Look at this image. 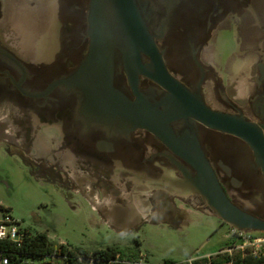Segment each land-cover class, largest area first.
<instances>
[{
  "label": "flooded vegetation",
  "instance_id": "obj_1",
  "mask_svg": "<svg viewBox=\"0 0 264 264\" xmlns=\"http://www.w3.org/2000/svg\"><path fill=\"white\" fill-rule=\"evenodd\" d=\"M137 1L154 45L174 78L191 93L200 94L210 108L263 123L264 0ZM39 3L33 5L40 10L43 6L46 20L58 18L63 30L57 37L49 27L40 30L34 52L21 54L5 35L8 0H0V109H11L0 122L16 127L22 162L35 180L66 189L78 186L72 177L76 174L81 188L125 189L126 201L116 193L113 206H131L137 222V208L130 200L145 198L153 189L162 193L169 184L183 187L182 169L193 171L151 131L105 115L86 92L71 83L90 54L92 0ZM255 44L261 48H254ZM114 50L116 91L132 102L140 97L158 105L168 99L167 90L137 73L131 62L137 59L126 44L118 43ZM138 59L144 67L153 66L145 53ZM241 76L250 83L245 104L240 103L238 93ZM172 129L178 136L196 132L228 197L264 219V176L247 143L193 120L174 122ZM172 170L179 179L168 174ZM82 194L100 205V191L94 197ZM242 199L254 207L248 208Z\"/></svg>",
  "mask_w": 264,
  "mask_h": 264
},
{
  "label": "rangeland",
  "instance_id": "obj_2",
  "mask_svg": "<svg viewBox=\"0 0 264 264\" xmlns=\"http://www.w3.org/2000/svg\"><path fill=\"white\" fill-rule=\"evenodd\" d=\"M35 1L39 3V0H8L5 35L21 54L34 52L40 30L49 27L55 37L63 30L58 18L45 19L43 6L40 10L33 5ZM259 46L255 44L254 48ZM238 81L240 103L245 104L250 83L242 76ZM10 111L0 109V120ZM13 125L0 122V205L32 234L47 232L52 243L72 249L94 251L122 246L130 248L126 254L142 251L148 254L151 264L199 261L227 249L232 250L233 256L241 253L238 249L241 242L233 239L232 227L215 215L201 195L187 186L169 184L162 193L153 189L146 192L145 198L130 200L137 208L139 221L136 222V211L131 206H113L118 195L126 201L129 194L125 189L81 188L82 180L76 174L72 177L78 182L77 187L62 189L38 182L22 162V146ZM168 174L180 178L173 170ZM99 191L100 205L82 196V193L98 196ZM242 201L248 208L254 207L250 200ZM4 214L0 210V218ZM26 264L33 262L29 260ZM54 264L64 263L55 261Z\"/></svg>",
  "mask_w": 264,
  "mask_h": 264
},
{
  "label": "water",
  "instance_id": "obj_3",
  "mask_svg": "<svg viewBox=\"0 0 264 264\" xmlns=\"http://www.w3.org/2000/svg\"><path fill=\"white\" fill-rule=\"evenodd\" d=\"M89 22L92 38L90 54L71 83L86 92L89 101L97 104L105 115L147 129L164 141L193 171L182 169L186 179L183 186L201 195L224 223L238 230L264 233V219L238 207L228 197L197 133L185 132L178 136L172 129L174 122L193 120L243 140L251 148L256 165L264 176V105L263 123H257L243 114L216 111L204 102L200 94L191 93L167 70L140 15L137 0H92ZM118 43L126 44L132 56L135 55L137 60L131 62L137 73L168 91L167 100L154 105L139 97L132 102L114 89V49ZM140 53L151 57V68L141 65L138 59ZM258 198L261 199V196L258 195Z\"/></svg>",
  "mask_w": 264,
  "mask_h": 264
},
{
  "label": "trees",
  "instance_id": "obj_4",
  "mask_svg": "<svg viewBox=\"0 0 264 264\" xmlns=\"http://www.w3.org/2000/svg\"><path fill=\"white\" fill-rule=\"evenodd\" d=\"M0 210L4 213L8 211L0 205ZM28 236L23 240L21 244H17L11 241H0V259L1 254L9 258L12 264H26L29 260L33 264H44L45 259L52 258L53 256H66V264H77L79 257L89 259L90 257L100 258L101 260H107L114 257L118 252H127L128 248L120 246L109 247L107 249L100 250H86L83 248H69L67 245H57L50 241L47 232L38 234H32L29 229H25ZM264 233H255V236H261ZM233 260V264H264V256L255 257L252 254L243 256L239 253L236 256H224L218 263L227 262ZM198 263V262H196ZM165 264H185L176 263L173 261H166Z\"/></svg>",
  "mask_w": 264,
  "mask_h": 264
},
{
  "label": "built area",
  "instance_id": "obj_5",
  "mask_svg": "<svg viewBox=\"0 0 264 264\" xmlns=\"http://www.w3.org/2000/svg\"><path fill=\"white\" fill-rule=\"evenodd\" d=\"M256 232H249L244 230H238L231 228V234L233 239L239 240L241 244L238 249L243 256L252 254L255 257L264 256V235L255 236ZM28 236V233L24 228L20 226V223L12 218L9 213H5L0 218V241H11L17 244H21L23 240ZM229 255L232 256V250H221L217 254L209 255L199 261H190L185 264H233V260L227 262L218 263L222 257ZM66 256H53L52 258L45 259L44 264H54L55 261L63 262L66 264ZM198 262V263H196ZM0 264H12L9 258L1 254ZM77 264H151L148 261V254L142 251H132L130 253L118 252L114 257L107 260H101L100 258L90 257L89 259L79 257Z\"/></svg>",
  "mask_w": 264,
  "mask_h": 264
}]
</instances>
